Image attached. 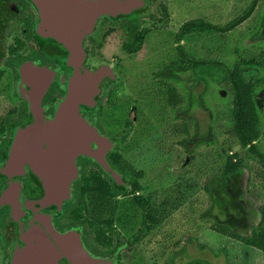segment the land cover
<instances>
[{
	"label": "rangeland",
	"instance_id": "1",
	"mask_svg": "<svg viewBox=\"0 0 264 264\" xmlns=\"http://www.w3.org/2000/svg\"><path fill=\"white\" fill-rule=\"evenodd\" d=\"M251 1L155 0L153 15L159 21L145 22L148 32L133 55L121 51L119 34L105 41L107 50L101 57L114 63L117 80L110 84L106 109L95 121L104 133L118 140L126 124H130L125 141H117L114 149L124 152L136 168L145 171L140 182L141 197L165 210L159 225L140 234V227H147L145 213L134 207L130 193L120 196L119 215L124 226L117 225L116 229L122 230L124 239L140 235L136 253L127 264H189L196 260L206 264H264L259 251L218 235L211 229L213 221L202 217L210 205L203 190L205 182L211 175L221 173L229 153L240 150L237 140L229 135V91L221 76L210 69L192 70L186 66L171 73L166 68L182 63L174 38L183 23L202 19L224 26L242 15ZM161 6L165 15L160 14ZM181 45L188 58L218 60L231 68L241 60L264 57V0H259L251 16L230 32H192ZM7 47L4 46L2 63L11 59ZM262 78L264 73L256 71L248 81ZM10 79L11 73L5 69L0 81V104L10 99ZM254 84L261 130L258 146L264 154V80ZM169 90L174 93L173 99ZM190 98L193 106H189ZM5 138L0 136V142ZM182 138L188 139V145L198 139L204 142L188 153L180 144ZM242 158L247 169L241 179V200L253 213L264 200V167L246 151Z\"/></svg>",
	"mask_w": 264,
	"mask_h": 264
},
{
	"label": "flooded vegetation",
	"instance_id": "2",
	"mask_svg": "<svg viewBox=\"0 0 264 264\" xmlns=\"http://www.w3.org/2000/svg\"><path fill=\"white\" fill-rule=\"evenodd\" d=\"M154 1L141 0L143 7L121 12L111 18L108 12L103 13L93 31L81 39L85 58L79 66L67 60V45L50 38V32L44 26L39 9L33 1L0 0V73L9 70L12 82L10 99L0 104V136H6L5 141L0 142V171L8 159L5 151L15 130L34 125L35 118L50 123L57 116L59 104L67 94L73 76L105 66L113 77L107 75L100 79L97 84L100 94L93 107L85 106L80 114L99 134L106 135L112 142V146L103 150L102 155L117 179L106 173L92 158L78 156L75 159L77 177L72 183L70 199L61 209L48 210L32 205L25 207L44 194L43 187L37 183L36 172L31 170L28 161L24 162L21 170H13L7 177L0 175V194L4 197V201H0V264L9 263V257L20 240L19 230L30 219L41 216L49 217L53 227L60 233L74 231L78 234L97 264H127L136 253L134 248L140 238L138 233H145L142 230L144 228L140 227L137 234L124 239L121 237L124 233L116 229V226H124L122 216L119 215L121 195L130 193L131 203L141 211L135 200L142 198L140 182L145 171L136 168L124 152L114 149L117 138L104 133L95 120L105 111L108 102L106 92L110 84L117 80L114 63L106 62L101 57L102 52L107 50L104 47L105 41L109 42L119 34L122 38L120 49L127 55L123 44L129 42L128 29L131 22L137 21L142 32L148 30L144 27L146 21H159L153 15ZM160 14H166L162 6ZM6 45L11 59L2 63ZM27 62L34 64L35 69L22 72L19 67ZM29 140L30 136L26 135L23 144L27 145ZM100 148L96 143L91 144L92 151H99ZM134 181L140 186L139 191L133 192ZM100 203H107L110 208H99ZM145 224L149 225L148 222Z\"/></svg>",
	"mask_w": 264,
	"mask_h": 264
},
{
	"label": "water",
	"instance_id": "3",
	"mask_svg": "<svg viewBox=\"0 0 264 264\" xmlns=\"http://www.w3.org/2000/svg\"><path fill=\"white\" fill-rule=\"evenodd\" d=\"M30 1L38 7L50 38L67 45V60L79 66L85 58L81 39L93 31L103 13L108 12L111 18L144 6L141 0ZM19 69L23 72L35 68L34 64L27 62ZM106 70L107 67L99 66L86 74L83 71L82 75L73 76L67 94L59 104L57 116L50 123L35 118L34 125L17 129L12 134L5 151L8 159L0 175L7 177L11 171L21 170L24 162L28 161L31 170L36 172L37 183L44 189L43 196L34 203L26 204V208L32 205L48 210L61 209L71 196L72 183L77 177L75 159L78 156L92 158L117 180L102 155L112 142L106 135L99 134L80 114L85 106L93 107L100 94L97 89L100 79L107 75L113 77ZM26 135L30 136V140L24 145ZM92 143L99 145L100 150L92 151ZM19 234V243L13 249L8 264L98 263L90 256L78 234L74 231L60 233L49 217L30 219Z\"/></svg>",
	"mask_w": 264,
	"mask_h": 264
},
{
	"label": "trees",
	"instance_id": "4",
	"mask_svg": "<svg viewBox=\"0 0 264 264\" xmlns=\"http://www.w3.org/2000/svg\"><path fill=\"white\" fill-rule=\"evenodd\" d=\"M258 1L259 0H252L242 15L224 26L214 25L202 19L190 20L183 23L174 38L176 49L178 50L182 63L177 66L174 64L173 66L169 65L166 68L171 73H176V69L181 71L182 68L186 66L192 70L200 67L210 69L215 74L217 73L221 76L225 88L229 91V135L237 140L240 150L239 153H229L221 173L211 175L205 182L203 190L207 194L210 205L203 213L202 217L205 219L210 218L213 221V226L211 227L212 231L218 235L224 237L228 236L234 240H238L256 249L261 253L264 260V200L262 207L253 213L247 210L246 205L241 200L243 192L241 179L243 172L247 169L246 165L242 162V152L246 151L247 155L254 157L255 160L264 167V154L258 146L261 130L258 126L259 120L254 100V93L256 91L254 83L258 84L264 79L262 78L260 81L258 80L255 82L248 81L251 76L256 74V71L264 73V57L261 55L248 61L241 60L231 68L218 60H195L193 58H188L181 45L182 39L192 32L218 34L230 32L251 16ZM139 28L140 26L137 21L131 22V26L128 29L129 42L125 41L123 44V49L127 52V55H133L144 41L148 31L141 32ZM2 76L3 74L0 73V81L2 80ZM174 78L179 80L178 77ZM173 94L174 93L169 90L170 99H173ZM191 98L189 99V106H193L194 101ZM224 104L226 106L225 100ZM130 129L131 126L127 123L126 128L120 134V140L116 139L115 141H125ZM182 132H185V130H182ZM187 142L188 139L182 138L180 144L186 152L191 153L195 146L203 143L204 140L198 139L193 145H188ZM2 155L4 156V152H2ZM132 186L133 192L140 190V186L137 182L134 181ZM186 189L192 194L190 187H186ZM0 201H4V197L1 194ZM135 204L145 213L146 222L149 223V225L147 224V227H144L142 230H147L151 227L155 228L162 222V211H165L163 206L157 205L156 207L151 203L149 198L143 200V198L139 197L135 200ZM108 205L107 203H100L99 206H97L107 209L110 208ZM189 264L206 263L202 260H196Z\"/></svg>",
	"mask_w": 264,
	"mask_h": 264
}]
</instances>
